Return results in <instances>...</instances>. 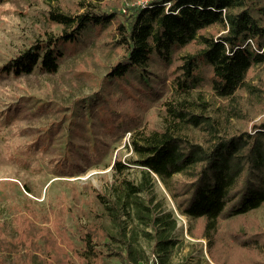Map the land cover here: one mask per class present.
I'll return each mask as SVG.
<instances>
[{"label": "trees", "instance_id": "obj_1", "mask_svg": "<svg viewBox=\"0 0 264 264\" xmlns=\"http://www.w3.org/2000/svg\"><path fill=\"white\" fill-rule=\"evenodd\" d=\"M82 4L76 13L51 10L58 33L46 32L4 66L18 75L56 73L65 57L102 34L120 51L105 74L86 77L94 89L72 100L63 113L67 124L57 121L55 130L63 124L66 135L74 129L89 138L96 113L111 134L129 132L136 154L129 162L141 166V178L122 177L115 190L93 188L99 201L93 217L75 213L67 227L58 225L66 230L71 264H181L173 260V249L185 243L177 237L176 212L189 218L190 235L207 239L218 264H264V226L256 214L264 206V116L253 122L264 112V0ZM127 100L134 114L121 112ZM151 103L162 105L158 126L145 124L139 112ZM95 154L93 148L85 160ZM128 167L120 158L112 166L116 173ZM156 177L174 208L156 199ZM17 226L0 222V264H50L36 248L42 233Z\"/></svg>", "mask_w": 264, "mask_h": 264}, {"label": "rangeland", "instance_id": "obj_2", "mask_svg": "<svg viewBox=\"0 0 264 264\" xmlns=\"http://www.w3.org/2000/svg\"><path fill=\"white\" fill-rule=\"evenodd\" d=\"M82 1L0 0V222L6 221L11 227L17 223L21 228L29 224L34 233H42L36 248L38 255L50 264H71L75 260L64 239L66 230L59 231L57 227H67L71 214H81L83 220L93 217L92 210L99 207L93 188L115 190L122 177L136 182L141 178V166L129 162V158H136L128 145L129 132L111 134L113 129L105 126L96 113L89 138L78 136L74 129L71 135H66L69 126L63 124L55 130L58 127L55 122L67 124L63 113L70 109L72 100L94 89L86 77L105 74L119 56L118 48L107 41V34L93 39L76 55L65 57L56 73L35 69L18 75L13 69L5 71L4 68L36 40L46 36V32L58 33L60 26L49 18L51 10L80 12L84 9ZM110 1L121 6L151 0ZM207 97L215 98L210 91ZM119 108L121 112L134 114L129 100ZM141 108L143 122L158 126L162 105L151 103ZM263 116L264 112L255 114L253 122ZM73 148H79L81 155L73 153ZM93 148H96L95 157L85 160L84 155L89 156ZM70 155L73 159L65 160ZM117 158L129 163L123 173H116L112 168ZM76 163L79 167L70 166ZM154 180L156 199L164 201L167 208H174L164 184L157 177ZM176 213L177 237L185 243L173 249V260L181 264H207V260L218 264L207 251V239L190 235L189 218ZM256 214L264 226V206ZM129 225L143 227L134 225L132 220ZM140 243L150 251L152 243L145 236H141ZM196 243H200L197 251Z\"/></svg>", "mask_w": 264, "mask_h": 264}]
</instances>
